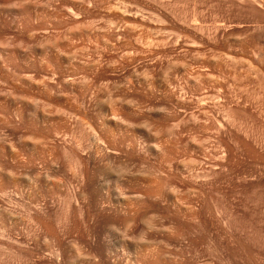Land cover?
<instances>
[{
    "label": "rangeland",
    "instance_id": "obj_1",
    "mask_svg": "<svg viewBox=\"0 0 264 264\" xmlns=\"http://www.w3.org/2000/svg\"><path fill=\"white\" fill-rule=\"evenodd\" d=\"M29 1L35 25L45 19L65 52L84 47L85 61L100 64L86 102L104 123L84 143L100 147L98 158L79 154L104 199L94 203L75 174L71 189L49 200L48 231L0 216V264H264V0ZM59 3L85 9L77 22L90 31L71 37L73 50L64 39L73 21L53 23ZM41 57L33 61L47 72L73 67ZM2 124L0 147L21 150L27 131L15 138ZM93 126L85 121L75 133ZM10 182L0 174V215L28 202ZM126 203L141 205L139 216L124 212Z\"/></svg>",
    "mask_w": 264,
    "mask_h": 264
},
{
    "label": "bare ground",
    "instance_id": "obj_2",
    "mask_svg": "<svg viewBox=\"0 0 264 264\" xmlns=\"http://www.w3.org/2000/svg\"><path fill=\"white\" fill-rule=\"evenodd\" d=\"M56 1L55 3H57ZM73 1L75 2V0ZM60 3L63 6L67 4L66 2L65 5ZM32 5L34 4H31L29 0H0V66L2 67V63H6L3 65L5 68L7 63H10L14 67L16 62H20L19 65H22L24 70L36 69L34 75H28L16 69L12 70V65L9 67L12 71L7 70L8 64L6 69L1 68L0 71V95L8 93L13 96V102H19V105L20 102H24L25 107H30L28 112L25 111L26 108L23 109L16 103L12 106L10 104L11 107H8L9 104L5 106L6 103L0 97L4 103V106L3 103L2 106L0 105V109L6 114L2 122V116H0V124L3 123L2 127L5 126L6 129L3 128L12 137H19V139L24 138L19 136V128L22 127L27 131L26 137L21 141L23 145L21 150L18 151L13 145L7 149L0 147V172H2L0 174L11 179L8 186L12 189L13 196L19 195L28 198V202L18 204L21 209L20 213L5 211L0 216H4L9 223L23 222L26 219L32 222L36 228H43L48 231L42 219L47 217L46 208L49 200L53 199L52 196L59 191L70 190L73 184L72 176L75 174L79 177V180L76 181V187L88 188L94 203L104 199V195L93 193V189L97 185L98 175H88V165L86 166L84 158L79 154L83 153L88 161L98 158L96 155L100 147L92 143L85 146L84 143L97 139L99 136L97 125L104 123V117L101 116L100 112L89 113L86 102L89 86L95 82L101 83L98 81L101 75V67L97 61H85L86 56L84 58L82 55L87 50L83 51L85 50L84 47L78 48L80 55L65 52L64 41L61 42L64 43L63 45L51 37L49 34L50 27H46L45 19L41 20L40 27L39 25L37 27L35 21L37 22L39 17L35 13L36 9L35 12H31L36 6L33 7ZM61 5L56 8L55 11L57 12H53V23L55 22L56 26L59 24L60 27L63 24L67 28L65 20L73 21L74 24L70 22L72 26L67 30L64 37L71 48H66V50H73L70 45H74L75 48L77 44H73L71 37L81 38L90 31L85 28L82 29V24L77 22V17L81 16L85 9L82 6L77 8L73 6L64 7L62 10L64 14L62 15L58 13L62 12ZM58 8L60 10H57ZM37 34L41 35L36 43L24 44L22 41L27 36L33 37ZM34 55L42 56V60L45 59L40 60V63H49V65L52 63V66L55 65L58 68H60V64L62 65V60L64 64L71 63L73 60V67L70 68L67 64L66 67H63L65 65L61 66V70H57L58 72H52L53 70L47 72L45 67H39L40 64L36 63L38 60L33 61L34 58L37 59V57L33 58ZM17 63L14 68L19 67ZM23 69L22 71H24ZM32 94L34 97L40 95V98L29 100L28 95ZM41 94L47 98H41ZM52 94L54 96H51ZM3 96L8 98L7 95ZM220 100L223 99L219 98ZM112 102L109 104L111 105ZM85 121L94 125L90 132L79 130L75 133V127L81 126ZM172 129L167 130L169 134L172 133ZM74 138L78 139L79 143L73 144ZM59 150L62 157L58 156ZM67 157L71 161L69 167L62 162L63 158ZM60 158L62 159L60 160ZM190 178H193V175H190ZM126 204L127 207L124 212L126 211L128 215L140 213L141 205L139 206L137 203ZM91 205L93 206V204ZM93 207L95 208V206ZM149 224L150 222L147 220L146 225ZM35 242L38 241L35 240Z\"/></svg>",
    "mask_w": 264,
    "mask_h": 264
}]
</instances>
